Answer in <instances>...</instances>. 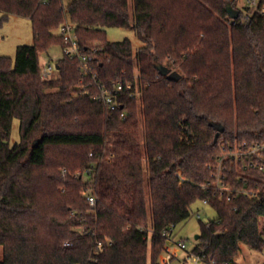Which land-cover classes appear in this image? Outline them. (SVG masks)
<instances>
[{"label": "trees", "instance_id": "trees-1", "mask_svg": "<svg viewBox=\"0 0 264 264\" xmlns=\"http://www.w3.org/2000/svg\"><path fill=\"white\" fill-rule=\"evenodd\" d=\"M236 1L0 0V27L25 18L33 35L14 59L0 56V264H159L162 233L198 200L217 216L200 223L191 249L202 264L235 263L241 244L262 251L264 173L224 162L227 184L252 198L198 188L220 146L264 144V14L246 18L244 8L231 20ZM67 21L81 52L100 50L91 72L64 56L43 81L40 55L63 46L55 32ZM109 28L133 31L142 46L133 56L128 39H106ZM92 74L108 91L137 85L140 111L126 89L113 109L92 101ZM210 123L224 129L216 142Z\"/></svg>", "mask_w": 264, "mask_h": 264}, {"label": "built area", "instance_id": "built-area-1", "mask_svg": "<svg viewBox=\"0 0 264 264\" xmlns=\"http://www.w3.org/2000/svg\"><path fill=\"white\" fill-rule=\"evenodd\" d=\"M239 2V0H238ZM238 2L236 1V10L240 11L244 8H248V11L245 13V17L248 18L252 16L254 12L264 14V7L261 6V0H245L243 7H238ZM75 28L69 22H65L58 30V34L61 36L63 46L61 49V57L58 60L52 61L45 60L40 63V78L43 81L52 80L56 73V65L62 57H67L70 60H76L79 63L80 70L83 73L91 72V68L88 67V64L91 63L94 59V56L97 51L100 50L99 45H94L91 49V53L81 52L78 48L75 36ZM135 74H138L137 69H134ZM136 78V77H135ZM91 79L97 88V92L92 95L91 99L94 102L100 103L103 106L110 107L111 109L115 108L119 104L118 96L125 89L130 91V97H132L136 102L140 100V91L137 85L133 86L132 84L123 85L118 82L113 85V90L108 91L103 88L98 82H96V75L92 74ZM224 162H228L230 165L235 167V171L255 169L259 172L264 173V144L253 143H241L236 144L232 148H225L220 146V156L217 159L215 169L211 175L212 180L207 183L199 184V190L212 191L214 195L219 197H226V201L229 202L233 195H243L246 198H252L255 196L253 189L234 188L226 182V175L224 174ZM64 172V171H63ZM86 173H89V170H86ZM80 173L77 172L76 176H79ZM239 180H243L244 184L248 183L249 180L242 176H237ZM244 178V179H242ZM87 202L90 207L95 205V199L87 195ZM203 203L207 204L206 201ZM198 216V214H197ZM172 232L164 231L163 236L166 237V245L162 252L163 258L159 261V264H172L176 261L177 264H202L201 257L197 254L191 252L187 249L184 242H179L172 244ZM182 252V259L177 258V252ZM225 264H235V263H225Z\"/></svg>", "mask_w": 264, "mask_h": 264}, {"label": "rangeland", "instance_id": "rangeland-1", "mask_svg": "<svg viewBox=\"0 0 264 264\" xmlns=\"http://www.w3.org/2000/svg\"><path fill=\"white\" fill-rule=\"evenodd\" d=\"M63 6H67L74 0H61ZM234 1V0H230ZM238 2V0H237ZM245 4V0H239L238 7L241 8ZM244 13L245 11L242 10ZM68 22V21H67ZM58 34V31L55 32ZM106 39L109 42H119L124 39H128L132 46L133 56L142 44L134 36L133 31L119 28H109L105 30ZM33 44V35L28 19L11 16L8 21L0 27V56L9 57L14 59L15 50L18 46H30ZM91 44L96 45L95 42ZM61 57V49L59 46L51 47L47 53L40 55L39 62L42 63L45 60L52 61L54 64L55 60ZM137 69V68H136ZM54 91V90H51ZM137 110L140 111L141 100L136 102ZM18 141V121L14 120L12 123V130L10 136V144ZM143 167L145 164L143 163ZM190 216L187 220L177 224L172 230V244L184 242L187 249L191 250L196 244L195 236L200 234V223L205 224L208 221L216 219L215 211L203 201H196L191 206ZM198 214V216H197ZM260 229L264 228V221L260 222ZM183 255L181 251L177 252V258L182 259ZM163 258L161 253L159 261ZM2 261V250L0 248V263ZM158 261V263H159ZM236 264H264V247L262 251L255 252L249 249L247 246L241 244L240 251L235 258ZM172 264H177L174 261Z\"/></svg>", "mask_w": 264, "mask_h": 264}, {"label": "water", "instance_id": "water-1", "mask_svg": "<svg viewBox=\"0 0 264 264\" xmlns=\"http://www.w3.org/2000/svg\"><path fill=\"white\" fill-rule=\"evenodd\" d=\"M225 11H226L227 17L230 18L231 20H236L239 17V11L232 8L230 5L226 6ZM55 67L56 69H58V65H56ZM160 75L166 77L168 81H173V82H177L181 78V76L177 72L167 73V72L161 71ZM210 126H212L215 129L214 142H216L219 136L223 133L224 129L220 124L210 123ZM195 240H198V236H195Z\"/></svg>", "mask_w": 264, "mask_h": 264}]
</instances>
